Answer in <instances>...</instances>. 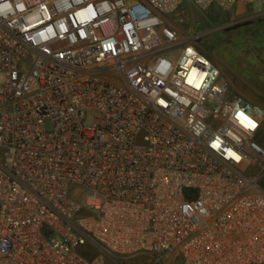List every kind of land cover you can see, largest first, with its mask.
Segmentation results:
<instances>
[{
	"label": "built area",
	"instance_id": "obj_1",
	"mask_svg": "<svg viewBox=\"0 0 264 264\" xmlns=\"http://www.w3.org/2000/svg\"><path fill=\"white\" fill-rule=\"evenodd\" d=\"M184 6L0 0V264H264V109Z\"/></svg>",
	"mask_w": 264,
	"mask_h": 264
},
{
	"label": "rangeland",
	"instance_id": "obj_2",
	"mask_svg": "<svg viewBox=\"0 0 264 264\" xmlns=\"http://www.w3.org/2000/svg\"><path fill=\"white\" fill-rule=\"evenodd\" d=\"M237 5L228 11L216 7L201 10L185 0V6L173 20L177 19L181 37L190 36L220 69L221 77L229 83V94H242L253 105L264 109V5L259 2L247 8ZM178 55L179 50L174 52V56ZM261 138L264 142V122ZM148 260L137 257L127 264H149ZM171 262L172 257L168 256L161 264Z\"/></svg>",
	"mask_w": 264,
	"mask_h": 264
},
{
	"label": "crops",
	"instance_id": "obj_3",
	"mask_svg": "<svg viewBox=\"0 0 264 264\" xmlns=\"http://www.w3.org/2000/svg\"><path fill=\"white\" fill-rule=\"evenodd\" d=\"M236 6V5H235ZM239 8H247L248 5H245V4H241V5H237Z\"/></svg>",
	"mask_w": 264,
	"mask_h": 264
},
{
	"label": "trees",
	"instance_id": "obj_4",
	"mask_svg": "<svg viewBox=\"0 0 264 264\" xmlns=\"http://www.w3.org/2000/svg\"><path fill=\"white\" fill-rule=\"evenodd\" d=\"M260 142L264 145V142L262 141V138H261Z\"/></svg>",
	"mask_w": 264,
	"mask_h": 264
}]
</instances>
